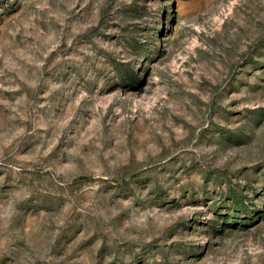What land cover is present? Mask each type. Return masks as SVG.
Listing matches in <instances>:
<instances>
[{
  "label": "rangeland",
  "instance_id": "374dc122",
  "mask_svg": "<svg viewBox=\"0 0 264 264\" xmlns=\"http://www.w3.org/2000/svg\"><path fill=\"white\" fill-rule=\"evenodd\" d=\"M0 264H264V0H0Z\"/></svg>",
  "mask_w": 264,
  "mask_h": 264
}]
</instances>
